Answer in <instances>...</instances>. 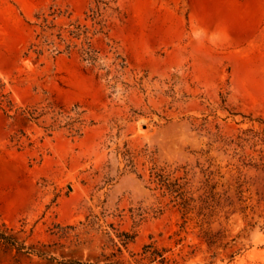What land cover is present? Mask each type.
Listing matches in <instances>:
<instances>
[{
	"label": "rangeland",
	"instance_id": "rangeland-1",
	"mask_svg": "<svg viewBox=\"0 0 264 264\" xmlns=\"http://www.w3.org/2000/svg\"><path fill=\"white\" fill-rule=\"evenodd\" d=\"M0 235V264H264V0H0Z\"/></svg>",
	"mask_w": 264,
	"mask_h": 264
},
{
	"label": "trees",
	"instance_id": "trees-1",
	"mask_svg": "<svg viewBox=\"0 0 264 264\" xmlns=\"http://www.w3.org/2000/svg\"><path fill=\"white\" fill-rule=\"evenodd\" d=\"M107 6H108V4L106 5V7H107ZM45 22H47V20H46ZM79 29H80V28H78V30H79ZM63 33H64V32H60V33L58 34V38L61 39V41L64 42V40L62 39V37H63ZM68 33H69L70 36H73L74 38H78V39H79V37H80V35H81L80 33H76V32H74V31H69ZM70 46H71V45H68L67 48H70ZM89 47H90V46H89ZM90 49H91V48H88L87 50H84L83 52H84L85 55H87L88 60H93L92 55H90V53H91ZM9 240H10V239H9L8 237H5V236H3V235H0V241H3V242H5V243H9V242H10ZM145 251H146V248H145ZM73 264H82V263H80V262H74ZM109 264H119V263H118V262H112V263H109Z\"/></svg>",
	"mask_w": 264,
	"mask_h": 264
}]
</instances>
